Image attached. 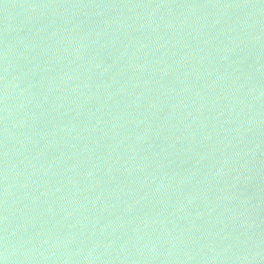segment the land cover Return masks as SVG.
<instances>
[{
  "label": "water",
  "instance_id": "95a60500",
  "mask_svg": "<svg viewBox=\"0 0 264 264\" xmlns=\"http://www.w3.org/2000/svg\"><path fill=\"white\" fill-rule=\"evenodd\" d=\"M0 264H264V0H0Z\"/></svg>",
  "mask_w": 264,
  "mask_h": 264
}]
</instances>
